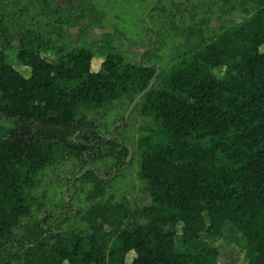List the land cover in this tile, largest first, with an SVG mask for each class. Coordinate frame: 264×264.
<instances>
[{
    "label": "trees",
    "instance_id": "16d2710c",
    "mask_svg": "<svg viewBox=\"0 0 264 264\" xmlns=\"http://www.w3.org/2000/svg\"><path fill=\"white\" fill-rule=\"evenodd\" d=\"M82 1L0 0V115L13 123L0 138V264H217L208 240L227 223L245 240L246 264H264V0ZM97 10L102 25L149 49L120 51L51 30ZM237 10L239 22L224 20ZM192 36L193 51L180 46ZM93 47L102 57L96 71ZM156 71L133 107L146 125L116 144L110 176L89 166L69 180L79 191L62 206L82 198V208L61 227L68 216L57 219L58 208H48L57 202L41 200L45 169L63 161L55 148L74 157L80 149L69 140L87 112H126ZM134 158L145 206L119 189ZM68 187L54 194L63 199Z\"/></svg>",
    "mask_w": 264,
    "mask_h": 264
},
{
    "label": "rangeland",
    "instance_id": "374dc122",
    "mask_svg": "<svg viewBox=\"0 0 264 264\" xmlns=\"http://www.w3.org/2000/svg\"><path fill=\"white\" fill-rule=\"evenodd\" d=\"M50 3L53 7H66L68 5L76 7L80 4L82 5L83 1L50 0ZM83 6L86 8L85 4H83ZM102 14V11L97 10L87 14L84 18H74L67 26H64L63 31L68 34L70 39L73 41H76L79 36H82V40L87 43L96 41L102 44L112 45L120 51L141 53L149 49L140 41H127L125 36L114 26L102 25L100 23ZM243 17V13L240 10H237L234 13L225 16L224 20L239 22ZM221 24L222 20L217 18L213 19L211 22V26L214 28H219ZM61 27L62 26H54L51 27V30H61ZM198 42V37H187L181 41L180 46L193 51ZM151 49L154 50L155 48L152 47ZM261 50H264V47H261ZM92 51L95 53L92 60V69L96 71L100 67L102 57L96 52V48L93 47ZM173 51L176 52L177 48L173 47ZM5 56L9 63L16 69L21 71L26 76L29 74L28 69L21 66L18 60L15 59L14 52L12 50H5ZM48 58L52 57L48 56ZM223 71L224 67H217L214 69V72L217 75H221ZM61 83L67 88L72 87L74 84V82L68 83L64 81ZM125 110L126 107L124 108L121 106L119 108H115V110H93L87 112V121L80 123L78 129L75 130V133L71 135L69 140L73 146H78L80 149L74 157L68 156L66 149L60 148L59 146L55 148L56 157L58 159H63V161L57 165V169L52 168V166L45 169L43 175L44 178L42 180L44 190L41 193L43 196L41 197V200L45 203L51 200H55L57 202V205H48L49 210L53 209L52 207L54 206L58 208L60 213L57 219L61 220L64 216H68L61 222V227L63 225L69 226L70 222H73L74 217L79 219L82 208V198L81 200L78 199L76 201L77 203L72 205L67 211L65 207L62 206V204L64 205V203L68 200V195L74 196L79 191L76 190L75 186H69V180L73 176L82 174V172H84L89 166L97 169L99 168L98 173L104 177L110 176V174L114 173L119 167L111 161L112 155H117L115 149L117 148L118 150L120 148H118L116 144L120 142L127 143L128 141L135 140L137 138V129L146 125L147 120L141 117L137 112H134L133 108L127 117L126 112L128 110L126 112ZM121 115L124 116V121L119 120ZM12 124L11 120L0 115V138L4 137V129L8 126H12ZM126 157L127 156L124 153H121L118 155V160L124 161ZM123 169L124 170L121 172L123 174L126 172L127 179L121 181L119 189L126 193L127 199L131 204L138 202V205L140 206L148 205L151 201L150 196L145 192L138 191L136 158L132 161L129 160L127 166ZM66 186H69V192H64L63 199H59V197L54 193L60 189L65 191L67 188ZM37 208L39 209L41 207L37 206L35 209ZM37 214V216H41L42 213L37 212ZM33 220L34 219L32 218L31 223L28 226H32ZM111 243L113 246L118 245V242L115 239H113ZM208 243L217 250V264H246L247 257L245 252V240L241 233L238 232L231 224L227 223L225 225L221 237L208 240ZM132 255V252L127 254L126 262L131 260Z\"/></svg>",
    "mask_w": 264,
    "mask_h": 264
},
{
    "label": "water",
    "instance_id": "95a60500",
    "mask_svg": "<svg viewBox=\"0 0 264 264\" xmlns=\"http://www.w3.org/2000/svg\"><path fill=\"white\" fill-rule=\"evenodd\" d=\"M158 74V71H156L154 77L150 80L149 84L147 85V87L139 94L136 96V98L134 99V101L131 103L130 107L128 108V111L126 112V117L127 115L130 113V111L132 110V108L134 107L135 103L139 100V98L147 91L149 90L155 80V76ZM131 156V148L129 147V157Z\"/></svg>",
    "mask_w": 264,
    "mask_h": 264
},
{
    "label": "crops",
    "instance_id": "0c3cea01",
    "mask_svg": "<svg viewBox=\"0 0 264 264\" xmlns=\"http://www.w3.org/2000/svg\"><path fill=\"white\" fill-rule=\"evenodd\" d=\"M60 26H62V27H61V30L63 31V29H64V26H67V25H60Z\"/></svg>",
    "mask_w": 264,
    "mask_h": 264
}]
</instances>
